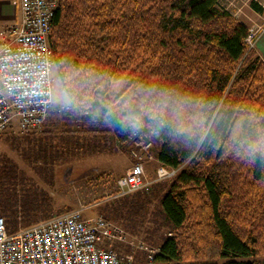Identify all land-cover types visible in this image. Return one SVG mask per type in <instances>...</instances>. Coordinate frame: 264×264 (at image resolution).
I'll list each match as a JSON object with an SVG mask.
<instances>
[{
	"label": "trees",
	"instance_id": "obj_1",
	"mask_svg": "<svg viewBox=\"0 0 264 264\" xmlns=\"http://www.w3.org/2000/svg\"><path fill=\"white\" fill-rule=\"evenodd\" d=\"M249 35L221 0H61L48 42L72 111L20 134L30 166L43 164L33 167L39 183L28 185L8 157L0 162L8 232L52 217L49 166L84 144L124 148L136 131L161 164L181 168L101 213L127 233L151 224L154 264H264V61ZM97 181L117 192L108 173L86 182Z\"/></svg>",
	"mask_w": 264,
	"mask_h": 264
},
{
	"label": "built area",
	"instance_id": "obj_2",
	"mask_svg": "<svg viewBox=\"0 0 264 264\" xmlns=\"http://www.w3.org/2000/svg\"><path fill=\"white\" fill-rule=\"evenodd\" d=\"M60 1L12 0L22 16L0 30V135L40 132L50 114L54 60L48 38ZM251 39L249 35L247 42ZM151 147V141L132 133V165L116 180L113 198L148 193L180 170L161 164ZM152 162L156 166L150 176L146 163ZM86 209L80 205L12 233L0 217V264H135L134 252H122L116 245L139 249L145 264H154L159 248L136 245L120 225L103 215L86 216Z\"/></svg>",
	"mask_w": 264,
	"mask_h": 264
},
{
	"label": "rangeland",
	"instance_id": "obj_3",
	"mask_svg": "<svg viewBox=\"0 0 264 264\" xmlns=\"http://www.w3.org/2000/svg\"><path fill=\"white\" fill-rule=\"evenodd\" d=\"M252 1H255L264 9V0H221V7L230 11L234 17L243 22L249 28V32L252 37L250 42H247L249 49H254L256 37L260 33L261 27L264 28V12L262 15H259V13L254 11L250 6ZM259 26H261L260 30H258ZM52 78L53 105L44 125L46 123H53V121L58 122V120H60L59 115L70 113L72 111V106L63 93L54 71L52 73ZM82 116V119L87 117L86 114ZM94 128L97 127L93 126V129ZM42 129H44V127H42ZM133 133L137 132L134 131ZM20 134L21 133L7 132L0 135V162H3L2 160H4L5 157L13 160V162L19 167V172H23L28 178V185H33L35 182H40V179L36 175L37 172H35L36 170H34L33 167H40L43 164L40 162L38 164H34V166L32 165V167L30 166L28 160L24 156L26 149H28V144L22 139L24 136ZM138 135L144 137L145 140L152 142L150 151L152 152L151 154L154 155L153 141L144 135ZM104 144L105 143H103V145ZM103 147L101 145L100 147L95 148L93 145L90 147L89 144H84L82 145V148L80 147L76 149L75 154L71 153L64 155L65 157L67 156L66 161H61L60 163H55L49 166L54 175H56L57 183L55 187L50 189L49 187H46V185H43V189L48 190L50 194L56 198V205L52 216H55L57 215L56 213L60 212L56 209L58 207H63L62 212H67L77 209L80 205H83L87 207L86 216L92 217L103 215L106 217V215L101 213L100 208L107 204V202H112L113 197L117 192L114 196H112L110 194L109 187L106 185L103 186L102 183L100 184V181L92 183H87L86 181L87 179L97 177L103 173H108L114 180L124 176L129 167L132 165V159L129 154L131 151L130 138L129 141L124 144V148L118 144L113 145L111 142H108L106 147ZM146 164L148 165V175L153 176L156 164L153 162ZM109 183H107V185H109ZM20 188L21 187H18V189ZM102 195L106 196V203L98 200ZM150 225L151 224L149 223L144 224L143 230L140 233H128L132 237H130L131 239H135L134 241L136 242V245L140 242H144L148 246L156 247L149 244L147 234L144 232V230L148 229L147 227H151ZM150 229H152V227ZM164 232H166L165 229L160 230L159 234L163 235ZM153 238L155 239L156 237L154 236ZM116 247L119 248L120 245H116ZM126 249L127 252H134L135 264H145L146 255L144 252L139 249H132L128 247ZM260 260H264V257H261ZM219 262L223 263L224 261Z\"/></svg>",
	"mask_w": 264,
	"mask_h": 264
},
{
	"label": "crops",
	"instance_id": "obj_4",
	"mask_svg": "<svg viewBox=\"0 0 264 264\" xmlns=\"http://www.w3.org/2000/svg\"><path fill=\"white\" fill-rule=\"evenodd\" d=\"M21 16L22 13L20 7H15L12 0H0V30L6 25L17 23L20 20ZM260 27L261 26L258 27V30H260ZM254 50L264 61V28L263 27H261L260 33L256 37Z\"/></svg>",
	"mask_w": 264,
	"mask_h": 264
}]
</instances>
